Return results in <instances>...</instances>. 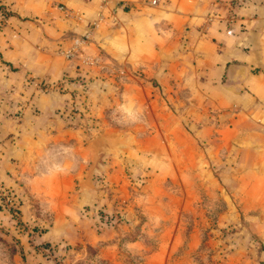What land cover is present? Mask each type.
Returning a JSON list of instances; mask_svg holds the SVG:
<instances>
[{
  "label": "crops",
  "instance_id": "crops-1",
  "mask_svg": "<svg viewBox=\"0 0 264 264\" xmlns=\"http://www.w3.org/2000/svg\"><path fill=\"white\" fill-rule=\"evenodd\" d=\"M73 105L81 123L61 117ZM163 133L200 139L212 164L235 152V194L264 208V0H0V218L68 212L95 172L122 180L123 153L143 171L183 149Z\"/></svg>",
  "mask_w": 264,
  "mask_h": 264
},
{
  "label": "rangeland",
  "instance_id": "rangeland-1",
  "mask_svg": "<svg viewBox=\"0 0 264 264\" xmlns=\"http://www.w3.org/2000/svg\"><path fill=\"white\" fill-rule=\"evenodd\" d=\"M103 72H90L82 82L107 78ZM75 108L61 115L65 122L85 119ZM178 119L163 122L182 126ZM172 136L161 134L162 146ZM172 138L183 149L153 151L158 160L143 171L123 153L124 176L116 184L95 172L98 192L79 204L70 198L68 212L42 208L29 219L20 210L1 214L0 264H264V208L243 207L235 194V152L224 151L216 165L214 151L203 149L200 139ZM254 202L264 205L263 198Z\"/></svg>",
  "mask_w": 264,
  "mask_h": 264
},
{
  "label": "built area",
  "instance_id": "built-area-1",
  "mask_svg": "<svg viewBox=\"0 0 264 264\" xmlns=\"http://www.w3.org/2000/svg\"><path fill=\"white\" fill-rule=\"evenodd\" d=\"M160 0H149V2L150 3H152V4H155V3H158ZM100 19H101V13L99 12L98 13V16H97V19H96V21H100ZM96 21H95V23H96ZM83 39H79L78 41H75L76 43V45L78 44V43H80L81 41H82ZM76 45H74V46H70V47H67V48H65V49H63L62 50V52H63V54H65L66 56H71V55H73V53H74V51H75V47H76ZM8 209L9 210H12V211H17V209H18V207L17 206H8Z\"/></svg>",
  "mask_w": 264,
  "mask_h": 264
},
{
  "label": "trees",
  "instance_id": "trees-1",
  "mask_svg": "<svg viewBox=\"0 0 264 264\" xmlns=\"http://www.w3.org/2000/svg\"><path fill=\"white\" fill-rule=\"evenodd\" d=\"M13 215H14V213L12 211H10V216H13Z\"/></svg>",
  "mask_w": 264,
  "mask_h": 264
}]
</instances>
